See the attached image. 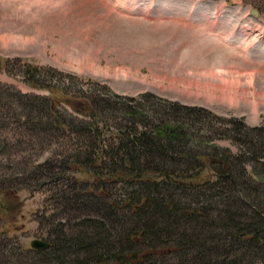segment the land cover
Returning a JSON list of instances; mask_svg holds the SVG:
<instances>
[{"label":"trees","instance_id":"16d2710c","mask_svg":"<svg viewBox=\"0 0 264 264\" xmlns=\"http://www.w3.org/2000/svg\"><path fill=\"white\" fill-rule=\"evenodd\" d=\"M20 68L48 94L0 84V129L12 132L0 138V159L11 149L68 153L39 164L22 155L11 174L0 165V264H264V122L233 117L215 128L206 107ZM199 124L208 143L231 138L238 153L197 143ZM34 179L62 186H53V213L38 219L45 248L3 225L5 203L18 211L20 185Z\"/></svg>","mask_w":264,"mask_h":264},{"label":"rangeland","instance_id":"374dc122","mask_svg":"<svg viewBox=\"0 0 264 264\" xmlns=\"http://www.w3.org/2000/svg\"><path fill=\"white\" fill-rule=\"evenodd\" d=\"M0 58L6 91L48 94L18 73L31 63L113 94L150 91L206 107L215 128L224 129L233 117L250 127L264 122V0H0ZM194 128L197 143L238 153L233 139L208 143L212 132ZM7 132L0 129V138ZM45 150L11 149L0 159L1 171L14 168L22 155L39 164L68 153ZM39 182L20 185L18 211L11 200L4 205V227L26 245L40 236L38 219L53 213V189L62 187Z\"/></svg>","mask_w":264,"mask_h":264},{"label":"water","instance_id":"95a60500","mask_svg":"<svg viewBox=\"0 0 264 264\" xmlns=\"http://www.w3.org/2000/svg\"><path fill=\"white\" fill-rule=\"evenodd\" d=\"M255 15H258L259 14V11L258 10H253L252 11ZM31 246L32 248H45V247H48L49 246V243L44 241V240H41V239H34L32 242H31Z\"/></svg>","mask_w":264,"mask_h":264},{"label":"bare ground","instance_id":"6f19581e","mask_svg":"<svg viewBox=\"0 0 264 264\" xmlns=\"http://www.w3.org/2000/svg\"><path fill=\"white\" fill-rule=\"evenodd\" d=\"M227 83V82H226ZM232 85V84H231Z\"/></svg>","mask_w":264,"mask_h":264}]
</instances>
